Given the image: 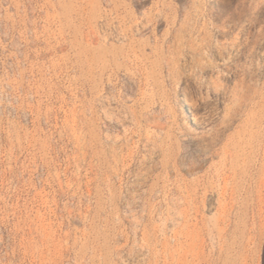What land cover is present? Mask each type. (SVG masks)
Listing matches in <instances>:
<instances>
[{"label":"rangeland","instance_id":"1","mask_svg":"<svg viewBox=\"0 0 264 264\" xmlns=\"http://www.w3.org/2000/svg\"><path fill=\"white\" fill-rule=\"evenodd\" d=\"M0 264H264V0H0Z\"/></svg>","mask_w":264,"mask_h":264},{"label":"bare ground","instance_id":"2","mask_svg":"<svg viewBox=\"0 0 264 264\" xmlns=\"http://www.w3.org/2000/svg\"><path fill=\"white\" fill-rule=\"evenodd\" d=\"M190 88V87H189ZM191 92V91H190ZM209 92V91H208ZM191 94V93H190ZM189 96V95H188ZM188 96H187V98H188ZM203 96V95H202ZM192 97V96H191ZM191 97H189V99L191 98ZM194 98V97H193ZM192 98V99H193ZM208 99V98H207ZM194 101H195V99H193ZM191 103H193V102H191ZM208 104V103H207ZM204 107V106H203ZM203 115V114H202ZM205 117V116H204ZM195 118L197 119V117L195 116Z\"/></svg>","mask_w":264,"mask_h":264}]
</instances>
